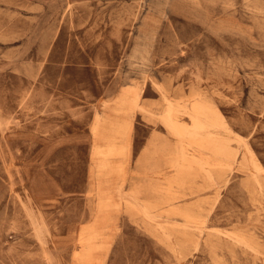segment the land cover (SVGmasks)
<instances>
[{
  "label": "rangeland",
  "instance_id": "obj_1",
  "mask_svg": "<svg viewBox=\"0 0 264 264\" xmlns=\"http://www.w3.org/2000/svg\"><path fill=\"white\" fill-rule=\"evenodd\" d=\"M0 264H264V0H0Z\"/></svg>",
  "mask_w": 264,
  "mask_h": 264
},
{
  "label": "bare ground",
  "instance_id": "obj_2",
  "mask_svg": "<svg viewBox=\"0 0 264 264\" xmlns=\"http://www.w3.org/2000/svg\"><path fill=\"white\" fill-rule=\"evenodd\" d=\"M41 226V225H40Z\"/></svg>",
  "mask_w": 264,
  "mask_h": 264
}]
</instances>
